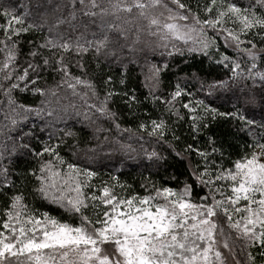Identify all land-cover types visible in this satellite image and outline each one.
<instances>
[{"label":"snow or ice","instance_id":"6c2138e0","mask_svg":"<svg viewBox=\"0 0 264 264\" xmlns=\"http://www.w3.org/2000/svg\"><path fill=\"white\" fill-rule=\"evenodd\" d=\"M19 2H0V264H264V0ZM86 55L124 90L107 74L98 87ZM62 91L83 113L53 107ZM220 126L243 138L235 159ZM132 152L159 177L143 196L98 171Z\"/></svg>","mask_w":264,"mask_h":264},{"label":"trees","instance_id":"16d2710c","mask_svg":"<svg viewBox=\"0 0 264 264\" xmlns=\"http://www.w3.org/2000/svg\"><path fill=\"white\" fill-rule=\"evenodd\" d=\"M0 2L7 3L8 0H0ZM187 3H191L195 5L196 0H185ZM204 0H201V3H203ZM243 3H247V0H241ZM28 0H20L19 4H16V9L18 10H23L22 5L27 4ZM0 23H5L2 19H0ZM63 27V26H62ZM155 44V38L148 36L146 33L141 35V41L139 44L136 45L137 48V55L140 57V63L143 64L145 56L151 61L154 53L150 51V48L146 45L154 46ZM220 50L221 52L224 51V46H223V41H220ZM231 52V49L228 50ZM155 55L158 57L159 52H156ZM197 60H199V57H197ZM101 61L103 62V58H101ZM84 62L89 65L91 71L90 75L93 73L95 74V80L98 85V87H102L101 85V77L105 74L107 75H112L114 77V87L116 90L123 91L124 89L122 86L119 84V78H120V73L117 71V65H104L103 67L97 69L95 68V62L92 60L90 55H86L84 57ZM130 72L127 77L128 81V87L133 88L135 87L137 89L138 95L140 96V99L143 100L144 96L147 95V89L143 87L144 83V77L141 75V69L136 66V64H131L129 65ZM73 72H76L77 70L75 68L72 69ZM218 72H220V69H217ZM146 72V70H145ZM49 83H51V77H49ZM61 98L59 102L57 103V100L53 98L52 104L54 108H60L65 105H68L70 103H74L78 108H80V111L83 113L84 109L81 106L82 101L80 100L79 97H72L70 93H65L61 92L60 94ZM66 97V98H65ZM113 107L119 109V112L122 113V127L128 126L129 124L135 129V119H130L128 116V110L127 108L120 102V99L117 97L116 99V104L113 105ZM147 109L150 115H155L153 112L152 104L148 103L146 105H142L140 108V111H144V109ZM71 111V109H69ZM148 117L141 116L140 119H147ZM76 117L73 115L71 118V121H74ZM84 124H87V121H83ZM103 123L104 127H109L108 123L106 121L100 122ZM80 125H76V129H79ZM87 131H91V129H87ZM217 135L218 136H223L225 140L230 142L232 144V148H228L227 144H225V148L227 152H231L232 159H235V153L239 152L241 149L238 145L243 143V138L237 140L234 139L230 134L229 135H224L226 132V128L224 126H220L219 128L216 129ZM114 134V133H113ZM103 135V133H101ZM133 146L138 148V145L135 144L134 141H132ZM201 144H203V140H201ZM226 152V154H227ZM147 161H144L141 163V157L137 155L136 152H132L128 155L125 154H114L111 158L109 159H103L99 162V165L103 166H97L98 171L100 173V177L107 181L109 179V175L116 177L120 185H126L123 189H121L119 186H117V191L121 192V194H128L131 195L133 193L138 194L140 196H143L146 194V188L142 187V184H145V179L144 178H149L153 180H159V177H149V172L155 173L156 169L155 168H146ZM25 166L24 160H20L18 162V167L20 169H23ZM97 186H99V180L94 181ZM20 187L25 190H27V186L21 182ZM29 204H32L33 201L31 198L28 200ZM4 204V198L0 197V210H2ZM35 206L37 208H41V205L36 202ZM41 210H49L51 212H55V208H42Z\"/></svg>","mask_w":264,"mask_h":264},{"label":"rangeland","instance_id":"374dc122","mask_svg":"<svg viewBox=\"0 0 264 264\" xmlns=\"http://www.w3.org/2000/svg\"><path fill=\"white\" fill-rule=\"evenodd\" d=\"M226 254V253H225ZM229 264H231V259L229 258Z\"/></svg>","mask_w":264,"mask_h":264}]
</instances>
